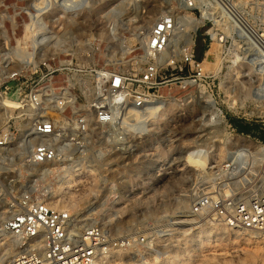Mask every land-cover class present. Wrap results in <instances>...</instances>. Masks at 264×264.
I'll list each match as a JSON object with an SVG mask.
<instances>
[{
    "label": "rangeland",
    "instance_id": "obj_1",
    "mask_svg": "<svg viewBox=\"0 0 264 264\" xmlns=\"http://www.w3.org/2000/svg\"><path fill=\"white\" fill-rule=\"evenodd\" d=\"M164 9L161 0H0V93L17 97L40 87L46 65L70 74L104 68L128 81L136 78L144 66L139 59L144 37ZM242 15L258 43L213 41L201 54L206 76L189 86L161 73L152 102L132 108V123L143 132L126 144L128 154L101 145L109 153L101 165L104 176L92 166L97 162L91 155L70 172L61 170V162L33 172L17 148L18 112L8 108L13 143L9 172L0 183V229L10 202L29 185L36 199L68 209L79 228L98 224L113 236L146 237L145 245L111 250L99 264H239L246 253L255 255L254 264L262 263L257 254L264 249V231L229 229L210 215L189 211L198 195H244L263 157L253 152L264 147V0H245ZM155 104L160 110L148 116ZM231 152L235 161L227 168ZM83 169L68 188L59 189ZM180 218L196 222L170 224ZM2 237L10 238L0 232ZM6 248L0 250V264L7 263Z\"/></svg>",
    "mask_w": 264,
    "mask_h": 264
},
{
    "label": "built area",
    "instance_id": "obj_2",
    "mask_svg": "<svg viewBox=\"0 0 264 264\" xmlns=\"http://www.w3.org/2000/svg\"><path fill=\"white\" fill-rule=\"evenodd\" d=\"M244 1L161 0L165 9L155 16L139 58L144 66L130 81L104 68L70 74L46 65L42 85L20 91L15 98L19 118L16 144L30 169L35 172L34 167L61 162V170L69 172L84 166L83 160L91 155L97 162L92 166L104 176L101 165L109 153L101 145H110L122 156L128 154L126 144L143 132L133 125L130 110H140L156 97L161 73L189 86L206 76L203 55L196 52L198 43L208 48L216 38L220 45L230 40L254 41L242 15ZM22 77L21 85L27 81ZM5 95L1 91L0 97ZM5 111L0 110V183L13 143ZM260 162L244 195L220 199L207 193L198 195L190 213L210 215L233 230L264 231V155ZM29 188L10 202L12 209L4 221L2 231L16 247L7 264H94L112 249L133 251L136 245L146 244L143 234L113 236L98 224L79 228L67 209L36 199Z\"/></svg>",
    "mask_w": 264,
    "mask_h": 264
},
{
    "label": "bare ground",
    "instance_id": "obj_3",
    "mask_svg": "<svg viewBox=\"0 0 264 264\" xmlns=\"http://www.w3.org/2000/svg\"><path fill=\"white\" fill-rule=\"evenodd\" d=\"M154 19H155V17H154ZM154 19H153V21H154ZM153 21H152V23H153ZM152 25V24H151ZM151 27V26H150ZM148 29H150V28H148ZM149 31V30H148ZM250 31H251V33H252V35H253V38H254V41L251 43V45H255V44H257L258 43V39H257V37L255 36V34L253 33V31H255L253 28H250ZM148 33V32H147ZM147 33H146V36H147ZM145 35V34H144ZM143 35V36H144ZM146 36L144 37V38H146ZM213 41H217L218 43H219V41H218V38H216V39H214ZM212 41V42H213ZM211 42V43H212ZM145 43H146V40H144V45H145ZM220 44V43H219ZM221 46V45H220ZM209 47V46H208ZM204 55V54H203ZM202 60H203V58H202ZM201 66H202V69H204V66H203V61H201ZM208 96V95H207ZM16 97H4V96H2V97H0V108H4L5 110H7L8 108L10 109V110H13L17 105H16V103H17V101H16V99H15ZM152 101H149V103H151ZM149 103H147V104H149ZM146 104V105H147ZM158 104V103H157ZM157 104H155V105H153V106H151L150 107V109H151V111H150V109H149V114H148V116L149 115H151V114H153L155 111L157 112L158 110H160V106L159 105H157ZM146 107V106H145ZM144 107V108H145ZM144 108H141V109H144ZM148 110V109H147ZM132 111H133V109H131L130 110V114H131V116H132ZM6 112V111H5ZM147 112V111H146ZM143 113V112H142ZM141 112H140V114H142ZM135 115V117H137L138 116V111L137 110H135V113H134ZM140 116V115H139ZM138 116V117H139ZM141 116H143V114L141 115ZM152 116V115H151ZM137 117V119H139ZM147 117V116H146ZM145 117V118H146ZM137 121V120H136ZM7 129H8V125H7ZM8 131H9V129H8ZM236 148V147H235ZM237 149H238V147H237ZM237 149H235V150H237ZM235 150H233V152L235 151ZM240 151V150H239ZM233 152H231V155L230 156H227L226 158H225V160H224V162H226V167L227 168H229V167H231L232 165H233V163H234V157H233ZM236 152V151H235ZM234 152V153H235ZM253 153H256V154H259V155H264V147L262 146V147H260L259 149H256V151H254ZM235 156V155H234ZM219 157H220V159L222 160V157H224L223 156V154L221 153V150H220V152H219ZM258 159H260V158H258ZM8 168V167H7ZM6 168V172H9V170ZM72 169H75V168H72ZM72 169L70 170V171H72ZM69 171V172H70ZM83 172H85L84 171V169L83 170H80V171H77L76 173H74V174H71V175H69V177H67L65 180H63V182L61 183V185L59 186V189H64L65 187H67V186H69V184H71V182L73 181V180H75L78 176H80V174H82ZM68 188V187H67ZM61 192V191H60ZM46 202H48V201H46ZM48 203H51V202H48ZM52 204V203H51ZM54 206V205H53ZM11 210V209H10ZM68 210V209H67ZM69 211V210H68ZM11 211H9V213H10ZM5 221V220H4ZM194 222H196V221H194L193 219L191 220V219H185V218H180V219H178V220H175V221H172V222H170V224H173V225H181V226H183V225H189V224H193ZM4 223V222H3ZM169 223V222H168ZM162 225V224H161ZM168 225V224H167ZM164 228V227H163ZM178 228H180V227H178ZM168 229V228H167ZM166 229V230H167ZM163 230V229H162ZM165 230V231H166ZM0 232H3V233H5L4 231H2V229H0ZM200 232L201 233H204L205 231L204 230H200ZM157 233V232H156ZM160 233V232H159ZM166 233V232H165ZM5 235H7V233H5ZM163 235V234H162ZM4 236V235H3ZM8 236V235H7ZM202 236V235H201ZM4 238L2 237V238H0V250H3L4 249V246H7V248L4 250V255H5V258H4V261H6L7 260V263H8V260L14 255V249H11V245H13V241H12V239L11 238H7V242L5 241V240H3ZM9 239V240H8ZM243 239L244 240H247L248 238H246V237H243ZM7 243V244H6ZM14 246V245H13ZM112 250H115V249H112ZM111 251V250H110ZM110 251H108L107 253H105V254H103L104 256H106L108 253H110ZM116 252V251H115ZM115 252H112V256H115L116 255V253ZM257 255H259L260 257H261V259H262V264H264V249H261V250H259V252H258V254ZM102 257V256H101ZM100 257V258H101ZM8 258V259H7ZM100 258H97L96 259V261L97 260H99ZM254 258H255V255L254 254H251V253H246L245 254V256L244 257H241V259H240V261H239V264H254ZM163 260V262H168L169 261V259L168 258H165V259H162ZM94 262V264H99V263H97V262ZM161 262V261H160ZM162 262V263H163ZM6 263V264H7ZM143 262H141L140 264H142Z\"/></svg>",
    "mask_w": 264,
    "mask_h": 264
},
{
    "label": "trees",
    "instance_id": "obj_4",
    "mask_svg": "<svg viewBox=\"0 0 264 264\" xmlns=\"http://www.w3.org/2000/svg\"><path fill=\"white\" fill-rule=\"evenodd\" d=\"M206 49V47H204V45H200L199 43L196 45V52L199 56H201L202 52ZM244 127H247V124L243 125ZM240 131H243L241 129H239Z\"/></svg>",
    "mask_w": 264,
    "mask_h": 264
}]
</instances>
